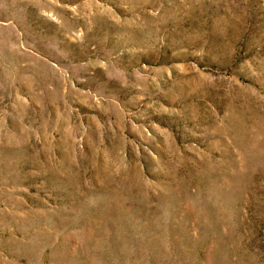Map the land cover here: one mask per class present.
Instances as JSON below:
<instances>
[{
    "label": "rangeland",
    "instance_id": "1",
    "mask_svg": "<svg viewBox=\"0 0 264 264\" xmlns=\"http://www.w3.org/2000/svg\"><path fill=\"white\" fill-rule=\"evenodd\" d=\"M0 264H264V0H0Z\"/></svg>",
    "mask_w": 264,
    "mask_h": 264
}]
</instances>
